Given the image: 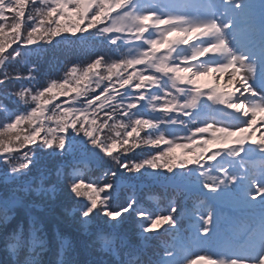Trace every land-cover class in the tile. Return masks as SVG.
Masks as SVG:
<instances>
[{"label": "snow or ice", "instance_id": "obj_1", "mask_svg": "<svg viewBox=\"0 0 264 264\" xmlns=\"http://www.w3.org/2000/svg\"><path fill=\"white\" fill-rule=\"evenodd\" d=\"M261 130L264 0H0V264H264Z\"/></svg>", "mask_w": 264, "mask_h": 264}, {"label": "trees", "instance_id": "obj_2", "mask_svg": "<svg viewBox=\"0 0 264 264\" xmlns=\"http://www.w3.org/2000/svg\"><path fill=\"white\" fill-rule=\"evenodd\" d=\"M93 42H89L86 49L82 50L76 46H68L66 44H60L56 48H48L47 45L44 46L45 50L39 55H34L30 59L33 64L39 65L41 73L50 74L53 77L63 76V65H69L71 62L76 61H86L89 55V46ZM163 191L161 189L154 188L151 191H145L144 199L146 204L149 206L153 205V202L148 199L149 196H163ZM151 202V203H149Z\"/></svg>", "mask_w": 264, "mask_h": 264}, {"label": "rangeland", "instance_id": "obj_3", "mask_svg": "<svg viewBox=\"0 0 264 264\" xmlns=\"http://www.w3.org/2000/svg\"><path fill=\"white\" fill-rule=\"evenodd\" d=\"M199 83L201 85H212L214 83V81L211 79V77L209 76H204V77H201L200 80H199ZM221 87H223V85H221ZM261 131H264V130H261ZM259 136V132L257 133V137ZM210 147H212L210 145ZM180 155V154H179ZM187 226V225H185Z\"/></svg>", "mask_w": 264, "mask_h": 264}]
</instances>
